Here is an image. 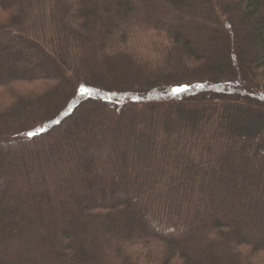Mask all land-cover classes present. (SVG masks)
Wrapping results in <instances>:
<instances>
[{"label": "trees", "instance_id": "16d2710c", "mask_svg": "<svg viewBox=\"0 0 264 264\" xmlns=\"http://www.w3.org/2000/svg\"><path fill=\"white\" fill-rule=\"evenodd\" d=\"M0 264H264V0H0Z\"/></svg>", "mask_w": 264, "mask_h": 264}, {"label": "snow or ice", "instance_id": "6c2138e0", "mask_svg": "<svg viewBox=\"0 0 264 264\" xmlns=\"http://www.w3.org/2000/svg\"><path fill=\"white\" fill-rule=\"evenodd\" d=\"M183 89H176V91H182ZM29 135H32L31 133H29Z\"/></svg>", "mask_w": 264, "mask_h": 264}, {"label": "rangeland", "instance_id": "374dc122", "mask_svg": "<svg viewBox=\"0 0 264 264\" xmlns=\"http://www.w3.org/2000/svg\"><path fill=\"white\" fill-rule=\"evenodd\" d=\"M141 41H143V40H141ZM139 42H140V41H138V43H139ZM138 43H137V44L135 43V45H136V46L138 45V47H139V44H141V43H139V44H138Z\"/></svg>", "mask_w": 264, "mask_h": 264}]
</instances>
